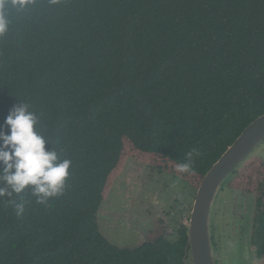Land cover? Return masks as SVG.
I'll use <instances>...</instances> for the list:
<instances>
[{
    "label": "trees",
    "instance_id": "trees-1",
    "mask_svg": "<svg viewBox=\"0 0 264 264\" xmlns=\"http://www.w3.org/2000/svg\"><path fill=\"white\" fill-rule=\"evenodd\" d=\"M6 11L0 128L27 105L46 150L71 168L46 204L31 188L0 199V264H185L187 227L176 243L158 231L121 249L98 214L130 160L198 190L264 115V0H30ZM190 153L195 173L177 172ZM258 166L248 159L230 187L251 189Z\"/></svg>",
    "mask_w": 264,
    "mask_h": 264
},
{
    "label": "rangeland",
    "instance_id": "rangeland-1",
    "mask_svg": "<svg viewBox=\"0 0 264 264\" xmlns=\"http://www.w3.org/2000/svg\"><path fill=\"white\" fill-rule=\"evenodd\" d=\"M224 185L212 211V237L216 232L215 215ZM196 195L197 190L188 184L130 160L100 208V232L121 249L136 248L148 240L150 233L158 231H163L168 242L176 243L181 227L189 226ZM188 264H191L190 259Z\"/></svg>",
    "mask_w": 264,
    "mask_h": 264
},
{
    "label": "clouds",
    "instance_id": "clouds-1",
    "mask_svg": "<svg viewBox=\"0 0 264 264\" xmlns=\"http://www.w3.org/2000/svg\"><path fill=\"white\" fill-rule=\"evenodd\" d=\"M30 0H0V36L9 30L7 7L23 9ZM36 115L25 104L15 105L5 120L6 134L0 128V199L11 198L31 188L38 204L63 194L70 176L71 161L59 159L55 150H46L48 141L35 130ZM179 173L194 174L189 161L176 165ZM24 210L23 204L16 205L17 214Z\"/></svg>",
    "mask_w": 264,
    "mask_h": 264
},
{
    "label": "flooded vegetation",
    "instance_id": "flooded-vegetation-1",
    "mask_svg": "<svg viewBox=\"0 0 264 264\" xmlns=\"http://www.w3.org/2000/svg\"><path fill=\"white\" fill-rule=\"evenodd\" d=\"M255 153L250 159L263 173L251 189L231 188L230 176L221 192L212 237L216 264H264V145Z\"/></svg>",
    "mask_w": 264,
    "mask_h": 264
},
{
    "label": "water",
    "instance_id": "water-1",
    "mask_svg": "<svg viewBox=\"0 0 264 264\" xmlns=\"http://www.w3.org/2000/svg\"><path fill=\"white\" fill-rule=\"evenodd\" d=\"M264 144V115L252 122L213 166L197 190L188 226L185 264H216L211 232L214 204L228 178Z\"/></svg>",
    "mask_w": 264,
    "mask_h": 264
}]
</instances>
